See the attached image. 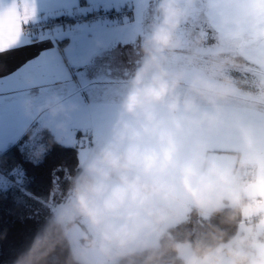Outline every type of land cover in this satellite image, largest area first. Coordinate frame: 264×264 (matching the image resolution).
<instances>
[{
	"label": "clouds",
	"instance_id": "clouds-1",
	"mask_svg": "<svg viewBox=\"0 0 264 264\" xmlns=\"http://www.w3.org/2000/svg\"><path fill=\"white\" fill-rule=\"evenodd\" d=\"M8 9L21 33L31 0ZM139 53L40 231L51 264H264V0H157Z\"/></svg>",
	"mask_w": 264,
	"mask_h": 264
},
{
	"label": "crops",
	"instance_id": "crops-1",
	"mask_svg": "<svg viewBox=\"0 0 264 264\" xmlns=\"http://www.w3.org/2000/svg\"><path fill=\"white\" fill-rule=\"evenodd\" d=\"M12 2L0 0V7ZM156 2L31 0L33 13L21 25L17 42L0 52V152L22 136L24 144L34 145L36 134L47 128L61 143L76 145L82 157L105 135L139 63L140 40ZM42 15H63L66 21L31 28ZM53 96L66 113L35 112L36 105ZM26 100L33 106L31 116L25 114Z\"/></svg>",
	"mask_w": 264,
	"mask_h": 264
},
{
	"label": "trees",
	"instance_id": "trees-1",
	"mask_svg": "<svg viewBox=\"0 0 264 264\" xmlns=\"http://www.w3.org/2000/svg\"><path fill=\"white\" fill-rule=\"evenodd\" d=\"M36 135L35 146L24 144L22 136L0 152V176L10 182L0 187V264H15L21 256L25 264H51L52 256L61 254L58 247L46 255V241L40 236L44 223L36 214L54 189L62 192L67 187L76 171L77 146L61 143L47 128ZM39 146L43 151L38 156ZM198 227L193 214L191 222L181 223L176 231L182 236L186 229Z\"/></svg>",
	"mask_w": 264,
	"mask_h": 264
},
{
	"label": "snow or ice",
	"instance_id": "snow-or-ice-1",
	"mask_svg": "<svg viewBox=\"0 0 264 264\" xmlns=\"http://www.w3.org/2000/svg\"><path fill=\"white\" fill-rule=\"evenodd\" d=\"M19 29L20 17L15 9H8L6 12H0V49L10 47L17 42L20 35ZM56 202H58V197L54 189L47 200L40 202L41 208L36 214L38 222L42 221L45 223Z\"/></svg>",
	"mask_w": 264,
	"mask_h": 264
},
{
	"label": "rangeland",
	"instance_id": "rangeland-1",
	"mask_svg": "<svg viewBox=\"0 0 264 264\" xmlns=\"http://www.w3.org/2000/svg\"><path fill=\"white\" fill-rule=\"evenodd\" d=\"M65 16H51V17H47L46 15H42L38 18H36L35 21H33L30 26L31 28H37V29H49L52 28L54 25L57 24H62L63 22H65ZM29 29V27H27ZM30 30V29H29ZM34 136V134H29L28 138H32ZM32 144V141H30ZM9 180L6 177H2L0 176V187H5L7 184H9ZM28 196H30L28 194ZM58 197V195H57Z\"/></svg>",
	"mask_w": 264,
	"mask_h": 264
},
{
	"label": "built area",
	"instance_id": "built-area-1",
	"mask_svg": "<svg viewBox=\"0 0 264 264\" xmlns=\"http://www.w3.org/2000/svg\"><path fill=\"white\" fill-rule=\"evenodd\" d=\"M126 14V13H125Z\"/></svg>",
	"mask_w": 264,
	"mask_h": 264
}]
</instances>
